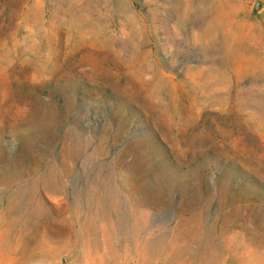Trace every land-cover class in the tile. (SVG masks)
<instances>
[{"label":"rangeland","instance_id":"1","mask_svg":"<svg viewBox=\"0 0 264 264\" xmlns=\"http://www.w3.org/2000/svg\"><path fill=\"white\" fill-rule=\"evenodd\" d=\"M0 264H264V0H0Z\"/></svg>","mask_w":264,"mask_h":264}]
</instances>
